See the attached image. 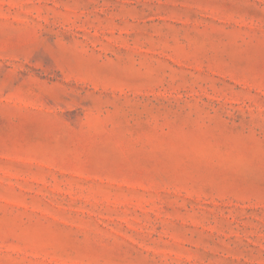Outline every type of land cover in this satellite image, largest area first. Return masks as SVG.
Here are the masks:
<instances>
[{"label": "rangeland", "instance_id": "1", "mask_svg": "<svg viewBox=\"0 0 264 264\" xmlns=\"http://www.w3.org/2000/svg\"><path fill=\"white\" fill-rule=\"evenodd\" d=\"M0 264H264V0H0Z\"/></svg>", "mask_w": 264, "mask_h": 264}]
</instances>
